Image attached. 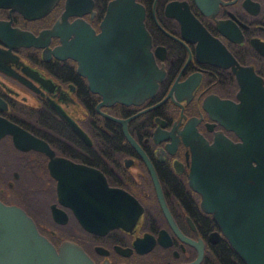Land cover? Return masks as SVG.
Instances as JSON below:
<instances>
[{
  "label": "flooded vegetation",
  "instance_id": "1",
  "mask_svg": "<svg viewBox=\"0 0 264 264\" xmlns=\"http://www.w3.org/2000/svg\"><path fill=\"white\" fill-rule=\"evenodd\" d=\"M21 1L34 3H0V118L51 152L1 133L0 200L21 206L55 247L78 244L93 264H247L189 184L186 125L208 142L216 131L239 139L214 116L220 100L238 102L264 86V0H136L143 15L135 25L129 16L107 19L110 0H54L33 16L15 7ZM54 23L58 33H47ZM132 27L149 35L157 86L137 102L105 103L90 76L111 85L109 62L132 52ZM22 31L35 43H21ZM73 39L78 59L54 54ZM54 156L96 168L117 189L91 194H122L111 200L114 223L90 230L58 201Z\"/></svg>",
  "mask_w": 264,
  "mask_h": 264
},
{
  "label": "water",
  "instance_id": "2",
  "mask_svg": "<svg viewBox=\"0 0 264 264\" xmlns=\"http://www.w3.org/2000/svg\"><path fill=\"white\" fill-rule=\"evenodd\" d=\"M53 1H21L15 7L25 15L33 16L48 9ZM142 15L143 7L136 0H110L105 12L107 19L129 16V22L133 25L141 22ZM58 27L59 24L54 23L46 32L58 33ZM132 30V52L117 54L113 56L114 60H107L110 61L108 69L113 71L107 77L112 81L111 85H95L93 78L96 77L90 76V87L101 93L105 103L114 100L137 102L151 94L157 86L158 69L149 49V35L144 29L138 32L132 27ZM20 37L21 43L26 45L34 44L37 38L26 31H22ZM53 52L56 56L79 57L74 39L68 43L63 41ZM2 54L0 49V58ZM257 84L252 93L238 102L220 100L217 104L220 115L214 117L224 126L233 129L239 137L237 141L216 131L213 139L208 142L194 125H186L191 151L189 184L200 194L202 207L211 212L232 248L247 264H264V86L260 82ZM55 107L63 113L58 105ZM5 132L11 134L16 145L51 152L42 139L0 118V134ZM127 138L134 143L131 136L127 135ZM48 167L56 178L58 201L68 203L82 224L90 230L103 231L95 227V222L107 226L114 223L118 214L111 200L122 194H91L92 191L117 190L107 186L96 168L58 156L51 157ZM51 212L55 219L61 220L62 210L53 203ZM135 215L132 214L131 218L134 219ZM0 264L93 262L73 241L64 240L55 247L36 229L33 219L21 206L0 200Z\"/></svg>",
  "mask_w": 264,
  "mask_h": 264
},
{
  "label": "rangeland",
  "instance_id": "3",
  "mask_svg": "<svg viewBox=\"0 0 264 264\" xmlns=\"http://www.w3.org/2000/svg\"><path fill=\"white\" fill-rule=\"evenodd\" d=\"M21 190H22V191H24V193L26 192V190H29V189H28V183H27V186H26V187H23V188H21ZM33 194H34V193H33Z\"/></svg>",
  "mask_w": 264,
  "mask_h": 264
}]
</instances>
